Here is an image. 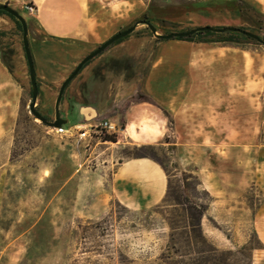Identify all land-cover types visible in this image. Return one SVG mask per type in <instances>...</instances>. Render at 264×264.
<instances>
[{
	"label": "rangeland",
	"instance_id": "1",
	"mask_svg": "<svg viewBox=\"0 0 264 264\" xmlns=\"http://www.w3.org/2000/svg\"><path fill=\"white\" fill-rule=\"evenodd\" d=\"M100 1L110 12V18L105 17L104 24L114 23L115 31L139 24L132 34L108 47L89 64H94L92 66L101 76L112 75L134 81L140 90L162 42L140 23L142 17L149 19L158 34L183 31L179 28V0ZM14 2L0 0V5H9L25 19L28 38H39L37 26L25 10L29 1L19 0L17 6ZM238 7L243 21L241 28L264 39V17L242 4ZM206 40H221V37H207ZM237 41L233 46L253 52L264 50V46L244 36ZM82 58H73V62L77 65ZM0 63V68L3 66L10 75V85L0 84V165L19 164L6 167L0 177V264H115L120 260L119 254L136 260L137 264L152 260L163 244L160 236L167 232L166 227L158 224L149 231H139L136 228L138 219H145V216H131L108 195L110 174L122 160L131 159L135 152L124 148L132 145L104 151L85 143L81 145L79 140L67 142L52 128L35 120L28 110L30 83L22 48V31L4 14H0ZM80 74L64 92L60 102L62 118L68 117L74 108ZM261 101L264 103V93ZM251 103L249 101L247 112L238 117V125L244 130L241 137L232 140L231 146L221 144L215 153L212 148H207L195 155H176L171 145H161L164 141L175 142L169 132V137L160 143L145 145L152 146V149L143 151L162 164L174 185L181 173L196 176L198 166L210 168L200 173L211 198L202 229L207 239L223 250L246 243L252 230L256 232V223L264 231V111L263 123L257 132V112ZM35 110L46 120H54L52 99L47 102L37 99ZM71 124L72 118H69L67 125ZM99 124L91 129V136L100 139L113 134L117 138L118 129L114 133L103 131L101 134ZM111 160L113 165L102 168V162ZM81 164L87 165V170H83ZM97 167L103 178L102 196L88 185L87 175ZM50 168L51 182L48 180ZM78 174L83 176L82 180L64 184L65 176ZM198 190L204 189L200 186ZM198 197L206 199L204 194ZM109 213L107 224L96 225ZM134 225L135 229L132 228ZM259 243L261 247L253 252L252 264H264V243L260 240ZM101 252L104 253L98 254Z\"/></svg>",
	"mask_w": 264,
	"mask_h": 264
},
{
	"label": "crops",
	"instance_id": "2",
	"mask_svg": "<svg viewBox=\"0 0 264 264\" xmlns=\"http://www.w3.org/2000/svg\"><path fill=\"white\" fill-rule=\"evenodd\" d=\"M28 1L34 13L26 14L39 34L37 39L28 38L38 87L37 99L42 102L52 99L55 103L61 83L75 68L73 58H82L116 34V26L104 24L110 12L100 0ZM14 3L17 6L19 0ZM239 4L264 17V0H179V28L185 31L204 26L241 27ZM92 65L81 70L74 108L68 117H63L66 121L72 118L71 125H64L67 133L63 137L67 142L79 140L81 145L85 143L106 151L124 145L157 144L171 132L175 142L164 141L161 145H171L176 155H195L207 148L215 153L221 144L231 146L233 139L241 137L244 129L238 125V117L247 112L249 101L257 112V132L263 123L264 50L253 52L214 42L162 41L140 90L134 81L101 76ZM9 76L2 66L0 84L10 85ZM135 97L149 98L154 104L132 102ZM100 121H108L119 130L115 143L91 136V129ZM130 127L133 135L128 132ZM110 158L113 159L112 155ZM109 164L113 165V161L102 162V168L108 169ZM18 165H0V177L6 167ZM81 167L88 168L85 164ZM205 169L210 168L198 166L195 175L200 186L208 191L200 178ZM51 171L50 168L49 182L53 177ZM100 171L97 167L87 177L88 185L102 196ZM82 177L79 174L65 176L64 184L82 180ZM166 184L164 171L153 160L124 159L110 174L108 195L129 210H146L162 201ZM255 229L264 243V231L259 223Z\"/></svg>",
	"mask_w": 264,
	"mask_h": 264
},
{
	"label": "trees",
	"instance_id": "3",
	"mask_svg": "<svg viewBox=\"0 0 264 264\" xmlns=\"http://www.w3.org/2000/svg\"><path fill=\"white\" fill-rule=\"evenodd\" d=\"M0 14H4L14 21L17 28L21 30V26L14 17L0 11ZM149 19L146 16L142 17L140 23H148ZM240 30H244L241 27H237ZM221 37V40H206L207 37ZM242 35L239 33H224L214 34L210 32H197L192 36L179 38L176 40L187 42H214L221 43L223 45L237 44V39ZM248 39V38H247ZM250 40V39H249ZM121 40L116 41L112 45L119 43ZM253 41V40H252ZM108 49V48H107ZM89 64H85L86 67ZM83 67V68H84ZM31 94V92H30ZM144 101L150 104L154 102L149 98H143L142 100L135 97L132 102ZM101 141L116 142V136L104 135L101 137ZM124 149L135 152L131 158H148L156 162L164 171L167 184L166 191L162 201L148 210H129L125 207L123 209L131 216H145V219H138V227H135L139 231H149L158 224L166 227L167 232L161 234L160 238L163 239V244L160 247L158 254L152 260L144 261V264H252V254L255 250L260 249L261 244L257 238L255 230H252V236L242 246L235 247L234 249H219L211 241L207 239L202 229V220L206 217L211 198L206 191H199L200 182L196 176L191 173H181V177L176 184H172L171 176L166 171L158 160L144 154L146 149H152V146H128ZM191 181V182H190ZM204 194L205 200H201L198 196ZM116 204L120 205L117 201ZM111 213L104 217L96 225L102 226L108 223ZM254 213H252V218ZM209 221L214 225L216 229L223 232V230L213 220ZM88 224H92L88 222ZM227 239H230L229 235L223 232ZM104 236V235H102ZM104 253V252H103ZM98 253V254H103ZM117 253L119 254L118 250ZM120 260L115 264H137L136 260H129L124 255L119 254Z\"/></svg>",
	"mask_w": 264,
	"mask_h": 264
},
{
	"label": "water",
	"instance_id": "4",
	"mask_svg": "<svg viewBox=\"0 0 264 264\" xmlns=\"http://www.w3.org/2000/svg\"><path fill=\"white\" fill-rule=\"evenodd\" d=\"M0 11L5 12L6 14L12 16L15 18L16 21L19 22L22 30V48L24 52V57L27 63L28 68V77H29V83H30V103L28 105V110L31 115L35 118V120L39 121L41 124L45 125L46 127L56 129L60 128L61 126H64L67 124V121L61 117L60 113V102L62 100L63 94L68 87V85L74 80L78 74L81 72L85 64L102 54L108 47H110L113 43H115L118 40H121L123 38H126L130 34H132L135 29L137 28V25L139 23H135L129 28L119 31L113 36H111L109 39H107L105 42L100 44L95 50L87 54L85 57H83L80 62L75 66V68L72 70V72L67 76V78L61 83L60 88L58 90L55 103H54V120L49 121L46 120L39 112L35 110V105L38 97V87L36 83V74L34 69V63L33 59L31 57L30 48H29V40H28V28L27 23L25 19L14 9H12L7 4H1L0 5ZM146 25L148 30L151 32L154 38L161 41H168L173 39H179V38H185L194 35L197 32H210L214 34H224L227 32L230 33H239L242 36L255 41L259 45L264 46V39L259 37L256 34H253L251 32L240 30L237 27H211V26H204V27H197L190 30L185 31H179V32H172L169 34H158L155 26H153L151 23H142Z\"/></svg>",
	"mask_w": 264,
	"mask_h": 264
},
{
	"label": "built area",
	"instance_id": "5",
	"mask_svg": "<svg viewBox=\"0 0 264 264\" xmlns=\"http://www.w3.org/2000/svg\"><path fill=\"white\" fill-rule=\"evenodd\" d=\"M25 10L29 14L34 13V9H33V6H31V4H26ZM99 127H100L101 134L103 131L109 134L114 133L116 131V127L108 121L102 122L101 124H99ZM52 131H54L57 135H60V136H65L67 133V129H65L64 126H61L60 128L52 129Z\"/></svg>",
	"mask_w": 264,
	"mask_h": 264
},
{
	"label": "bare ground",
	"instance_id": "6",
	"mask_svg": "<svg viewBox=\"0 0 264 264\" xmlns=\"http://www.w3.org/2000/svg\"><path fill=\"white\" fill-rule=\"evenodd\" d=\"M128 132H129L131 135H133V133H134V132H133V128L130 127Z\"/></svg>",
	"mask_w": 264,
	"mask_h": 264
}]
</instances>
